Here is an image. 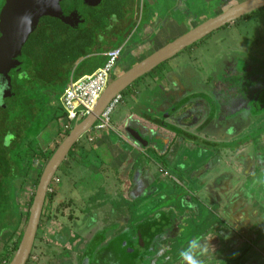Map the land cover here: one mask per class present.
<instances>
[{"label":"rangeland","instance_id":"374dc122","mask_svg":"<svg viewBox=\"0 0 264 264\" xmlns=\"http://www.w3.org/2000/svg\"><path fill=\"white\" fill-rule=\"evenodd\" d=\"M186 1L190 3L193 14L195 8L199 6L201 10L207 11V15L212 12L215 15L238 2L237 0H219L221 10L217 12L215 11L219 8L217 0H206V3L204 0ZM2 2L3 0H0V6ZM172 5V0H131L128 20H132V23H129L127 31L121 38L119 37L118 41V43L123 42V50H128L141 42L139 39L145 33L144 28L154 24L151 19L152 14L158 18H171L176 21L185 19L181 12L170 9ZM163 22V20L160 21L159 27L155 29L158 37L154 42L151 40L147 44L149 50H155L162 43L176 36L177 31L172 23L163 26ZM149 32L146 31V34L148 35ZM187 49L189 48L181 51L167 63H163L160 68L173 67L172 71L179 74L183 70L176 66L174 68V62L188 60L189 63L196 62L195 64L201 68L200 72H205L207 83L203 89L216 102L214 110L216 117L207 129L210 139L214 137L215 140L230 142L256 134L254 139L250 138L248 144L234 150H218L216 153L206 150L205 166L210 165V168L198 177H194L193 174L203 169L202 164L195 166L191 171L185 170L186 173H179L176 169L177 165L167 168L168 166L163 164L161 159L148 153L147 160L150 163L151 173L142 172L140 177L135 176L136 180H132V188L126 194L120 195L117 187L125 186L126 181L117 179L116 171L119 165L115 170L116 167L110 168L108 164L96 165L94 160H91V163L96 166L90 164L89 161L93 156L89 159L88 153L91 152L95 142L90 141L92 135H83L79 138L72 154L67 156L66 164L63 162L54 175L59 184L51 187L54 183L52 179L50 190L47 191L48 197L45 199L42 211L44 222L41 224L40 232L37 233L30 264H78L82 252L95 233L99 234L105 230L111 237L127 231L130 236L131 228H135L134 224L138 217H145L136 224L138 228L144 229L150 226V222L155 221L152 219L153 213L160 210L172 212L173 225L170 231L158 240V249L147 264H188L181 256V252L189 247L193 249L199 264H217L216 259L219 260L221 254L224 258L230 259L244 252L243 249L245 250L247 246L240 245L238 241L240 238L245 240L250 237V243L252 239L256 241L255 236L259 232L263 233L262 229L258 231L259 228L256 229V226L258 220L264 224V112L254 119L250 107L252 97H255V94L264 87V8L255 10L246 17L230 23L226 28L208 35L192 46L189 54ZM237 56L245 60L248 69L259 70V77L263 78L262 82L258 81L252 87L247 99H242L235 94V89L228 88L225 89L227 93L224 92V78L231 72L237 73V69L230 67V62ZM166 80L167 76L164 77L163 82ZM63 82L55 81L41 86L37 88L33 96L42 106L35 124L39 135L33 141L36 152L41 153V158L38 156L34 162L44 161L42 167L70 130H64L60 124L62 118L59 115H63V110L59 106L58 97ZM203 109L208 114V106L206 105ZM114 116L116 117V114L112 113L113 122L116 120ZM131 123L138 124L136 121ZM235 128L238 130L237 134L234 133ZM102 130H113L118 137L120 136L119 140L131 142L136 148L133 150L134 158L141 153L137 143L129 141L124 127L117 129L110 124L109 127L96 131ZM153 133L154 131H150L148 134L153 135ZM164 140L167 142L166 137ZM167 145L168 142L158 149L159 154L168 151ZM190 148L196 147L190 146ZM193 152L195 156H199L198 149H194ZM42 156L43 160H41ZM176 156L178 155H175V159ZM198 158L192 159L191 163L196 165ZM113 160L116 163L121 162L124 160V153L115 155ZM115 162L113 165L116 164ZM82 164L89 166L91 173L87 178L77 180V171ZM140 168H142L141 165L137 167L138 170ZM124 172L122 170V174ZM100 175L102 182L99 180ZM16 185L19 188L18 201L22 211L27 212L30 209V201L37 182L34 179H24L17 181ZM150 185L157 186L158 191L147 197ZM85 186L86 188H83ZM139 193L141 197L137 198ZM232 204L252 205L255 210H258L257 221L250 228V232L242 231L240 235L241 231L224 218L222 207L225 209ZM137 205L139 211H134ZM106 206L108 209H104ZM95 209L99 212L94 213ZM157 220L153 223L154 227L161 224V221ZM25 225L26 220H23L18 232L0 236V264L9 263ZM58 226H62L64 230L56 229ZM135 231L138 233V238L143 233L139 230ZM138 240L146 241L143 234L142 239ZM138 240L136 238L137 242ZM241 264H245L244 260Z\"/></svg>","mask_w":264,"mask_h":264},{"label":"crops","instance_id":"0c3cea01","mask_svg":"<svg viewBox=\"0 0 264 264\" xmlns=\"http://www.w3.org/2000/svg\"><path fill=\"white\" fill-rule=\"evenodd\" d=\"M151 19L152 22L154 21V24L147 25L144 28L143 32L145 31V33L142 34L141 38L139 39L141 40V42L140 43L138 42L139 44L132 46L128 50L125 51L122 50L121 55L114 68L115 75L113 77L111 76V80L118 77L120 74H122L131 66L136 64L138 61H140L141 59H143L144 57H146L147 55H149L150 53H152L153 51L157 50L159 47L163 46L164 44L170 41L169 40L162 43L160 46H158V48H156L155 50L153 49V51L149 50V46L147 44H149L151 40L152 42H154L155 38L158 37L157 31L155 30L158 27V24L153 19V14L151 16ZM129 21L130 20H128V24H126L123 31L117 29V31L114 32L115 34H118V40L111 48L123 45L122 41L121 43H118V41H119V37L121 38V36L127 31V28L129 27V23H132V20L130 22ZM167 23H171V21L170 22L166 21V24ZM146 31H150L148 35L146 34ZM181 34H178L175 37ZM145 52H148L149 54L147 53L144 55ZM91 53H94V51H91ZM106 59L107 57L105 53L102 55H93V56L91 55L90 58L80 57L74 64H72L71 68L68 70V75L66 77L67 84L70 78H79L80 76L91 74L94 70L103 66ZM174 63H175L174 68L176 66L178 67V69L183 70L179 74L178 73L175 74V72L172 71L173 67L170 68L169 66L166 68L165 67L160 68L159 70L156 71L152 70L153 72L150 71L149 73L140 77L134 82V85L131 84L132 85V86L130 85L131 87L129 86L124 91L119 93L122 95V100L114 108L112 113L116 114V117L114 116L116 120L113 122L110 117V122H111L110 124L117 129H122L124 127L125 132L127 133V136L129 138V141L132 140L136 142L139 148H141V153H139L136 158H134L133 156L134 155L133 150L136 149L134 148V145L131 142L119 140L120 136L118 137V135L113 130L96 131L94 130V125H93L86 133L83 134L87 136L92 135V140L90 141L95 142V145H93L91 152L88 153L89 159L91 158V156H93V158L90 159L89 161L90 164H93L91 163V160H94L96 162V165L108 164V167L110 168L116 167L114 168L115 170L118 169L117 165H119V169L116 171L117 179L126 181L125 186L117 187V192L120 195H122L123 193L126 194V192L132 188V180L134 181L136 180L135 176L140 177L142 175V172H146L147 174L151 173L150 163L147 160L148 153H150V155L155 156L157 159H161V162L168 166L167 168L174 167L175 165H177L178 167L176 169H178L179 173H186L185 170L191 171L195 168V166L202 164L203 169L198 170L193 174L194 177L195 176L198 177V176H202L210 168V165H208V167L205 166L207 163L204 157L206 150L214 151L216 153L218 150H234L242 145L248 144L247 141L244 144L234 149L232 148L230 149V148H215L211 146H206L204 143H202V142H209L210 144L231 143L235 140H239L244 137L235 139L230 142L215 140L214 137L213 139H210L211 137H209L207 129H208V125L214 120V117H216V114L214 113L216 102L203 89L204 85L207 83L205 72L204 71L200 72L201 68L199 67V65L195 64L196 62L194 61L189 63L188 60L187 61L182 60ZM246 70L249 72L259 71L253 69H246ZM202 72H204V74H202ZM259 73L256 76L258 79L256 80V84L258 83V81L262 82L263 79L259 77ZM169 75L172 76L168 77ZM165 76H167V80L166 82H163ZM263 89L264 87L261 88L260 90ZM63 91H61L60 94ZM263 97H264V92L260 94L259 98L263 99ZM206 105L209 108L208 114H206L205 110L203 109ZM253 112L255 111H252L251 114L255 119L256 117L261 115V113H263L264 110H262L257 115H255ZM63 115L61 116L62 120H63ZM135 121L138 124L131 123ZM73 123L74 121L71 123V128L73 126ZM217 124H219V122ZM126 128H130L137 131L142 139V142L145 143L142 144V142H137L131 136V134H129L126 131ZM174 130L178 132H182V134L178 135ZM150 131H154L153 135L148 134ZM234 133L235 134L238 133V130L236 128ZM83 135L81 137H83ZM250 136L252 135H249L248 138H250ZM164 137H166V140L168 142V145L166 147L168 148V151L163 154H159L158 149H160L161 146L167 143L165 142ZM77 142L73 145L67 156L69 154H72V152L74 151L77 145ZM190 146L196 148H190ZM194 149L199 150V152H197L199 156H195V152H193ZM123 153H124V160L116 163L113 160L114 156ZM94 155L97 156L98 158H96ZM175 155H178L176 156V159L174 158ZM67 156L65 158L66 160L63 161L65 164L67 162ZM195 158H198V161L196 162L197 163L196 165H193L191 163V160L192 159L194 160ZM114 162L116 164L113 165ZM140 165L142 166V168L138 170L137 167H139ZM127 166L129 167L125 169V167ZM122 170L125 171L124 174H122ZM77 173H78L77 180H81L82 178H87V176L90 175L91 172H89V166H85L82 164L80 168H78ZM99 180L101 182L103 181L101 175L99 176ZM166 183L167 186L170 185L167 179H166ZM83 188H86V186ZM149 189L150 190L146 194L147 197L152 196L158 191L157 186H151V188ZM140 197H141V193L137 195V198ZM104 209H108L107 206ZM138 209L139 206L137 205L133 210L139 211ZM93 211L94 213L99 212L98 209H95ZM162 212H169V211L167 210L156 211L153 213L152 219L155 221L157 219L159 220V218L162 215ZM157 214L158 217H155V215ZM222 214L224 218L229 220V223L232 224V226H234L237 230L241 231L240 232L241 235L243 233L242 231L250 232V228L257 221L258 210H255L252 205L232 204L225 209H223L222 207ZM144 218L138 217L136 219V223L134 224L135 226L134 230L142 231L144 238H146L145 228L147 227L141 229L137 227L138 225L136 226V224L140 220H143ZM146 220H148V218H146ZM171 222L173 223L172 217H171ZM263 226L264 224H261L260 221L258 220L256 229L259 228L258 231H261L262 229L263 233L259 232V234L255 236L256 241L252 239L251 242L249 243V240L251 239L250 237L248 239L245 238V240H243L242 238L238 240L240 241L241 246L244 245L247 246L246 251L243 249L244 252L242 251L243 253L241 255L234 258L231 257L230 259L224 258L221 254V256H219V260L216 259V261H218L217 264H241L243 260L245 264H264V230H263L264 227ZM63 230L64 229L60 228V231ZM125 232L128 233L127 231ZM101 234L102 236L105 235L104 232H101ZM132 234L133 235H131V238H134V240L135 237L137 239L139 238L142 239V234L138 238L137 231L133 233L132 230ZM122 235L127 236L126 234H122ZM97 236L95 238H97ZM140 242L141 241L138 240V242L136 241V244ZM235 251H238V249H235Z\"/></svg>","mask_w":264,"mask_h":264},{"label":"water","instance_id":"95a60500","mask_svg":"<svg viewBox=\"0 0 264 264\" xmlns=\"http://www.w3.org/2000/svg\"><path fill=\"white\" fill-rule=\"evenodd\" d=\"M63 1L3 0L0 6V105L5 106L10 98H14L10 75L25 71L31 64L29 57L22 52V47L29 35L35 31L39 20L42 17H52L75 28L78 24L83 25L87 21L84 8L96 6L101 2V0H70V4L64 7L61 4ZM263 7L264 0H242L237 2L170 40L108 83L93 111L84 118H78L74 121L71 130L42 167L25 228L8 264L27 263L35 242L46 194L55 173L73 145L94 125L109 101L137 79L162 63L171 60L184 49ZM262 92H264V89L260 90L253 98V108H257L256 105L259 103V96ZM126 131L137 142H142L137 131L130 128H126ZM144 143L142 142V144ZM155 217H158V214ZM109 248H112L111 252H114V254H121L124 251L122 258L125 264H132L129 256L133 253L134 248L130 245L127 236L121 235L111 241ZM84 259H87V257Z\"/></svg>","mask_w":264,"mask_h":264},{"label":"trees","instance_id":"16d2710c","mask_svg":"<svg viewBox=\"0 0 264 264\" xmlns=\"http://www.w3.org/2000/svg\"><path fill=\"white\" fill-rule=\"evenodd\" d=\"M59 29H62L63 34L59 32ZM72 32L71 29L64 27L57 19L46 17L41 20L38 28L29 35L22 49L23 53L28 55L27 57L31 61L30 66L26 69L28 74L16 78L15 89H13L14 98H10L7 105H0V236L18 232L22 221H27L29 211H22L18 201L19 188L16 182L24 179H34L35 182H38L42 163L44 162H34L38 156L41 158V153L39 151L36 152L35 142L33 143L34 139L39 135V130L36 129L35 124L42 110L40 101L33 96L37 88L48 85L51 80L49 70L44 69L41 59L44 56L47 60L46 64L51 67H57L62 66L66 61L74 64L87 53L84 50V43L80 41L72 42L74 37ZM162 66L163 64L159 65L153 71L159 70ZM240 69H242L241 72H238ZM34 73H39L43 78L37 79ZM258 73L259 71L249 72L245 68L237 69V74L231 78L232 83L237 82L238 87L243 88L239 89V92L237 91V95L246 96V94H243L246 93L245 88L247 86H255ZM48 79L49 81L46 82ZM66 79L62 80L64 84L60 89L61 91L65 89ZM262 104L263 108L264 97ZM261 111L259 108L258 111L253 113L257 115ZM61 116L59 115V117ZM174 131L178 135L182 134V132ZM9 134H11L12 139L9 141L8 146L5 147L4 139ZM255 135L253 134L250 138L254 139ZM250 138L244 137L231 143H202L215 148L234 149L247 142ZM41 160H43V156ZM57 184L59 183H53L51 187H56ZM43 214L42 212L40 221L44 218ZM171 217V211L162 212L159 218L161 221L160 226L154 227L153 223L155 221H153L152 223L150 222L149 227L145 228V242L136 244V242L132 243L130 241V245L134 248L133 253L129 256L132 264H147L152 259L158 249V240L164 233L170 231L173 225ZM131 230L135 233L133 227ZM125 234L129 237L128 233Z\"/></svg>","mask_w":264,"mask_h":264},{"label":"flooded vegetation","instance_id":"af4514ba","mask_svg":"<svg viewBox=\"0 0 264 264\" xmlns=\"http://www.w3.org/2000/svg\"><path fill=\"white\" fill-rule=\"evenodd\" d=\"M217 1L219 3V8H217L215 11L218 12L221 10V2L219 0H217ZM237 1L240 2L242 0H237ZM204 2L206 3V0H204ZM172 3H173V5L171 6L170 9H173L176 12H181L183 14V16L185 17V19L176 21V20L171 19V18H158L155 14H153V19L158 24V27H159V22L162 20L164 21L163 25L166 24V21H169V22L171 21L173 27L177 31L176 35L186 32L187 30L190 29V27L197 25L198 23L205 20L207 17L213 15V13H214V12H212V13H209L207 15V11L201 10V7L198 6L197 8H195V11L193 14L190 10V3H188L186 0H172ZM205 3H203L204 6H205ZM61 4L64 7H66L70 4V0H64ZM130 5H131V0H101V2L99 4H97L96 6H87L84 8V12L87 15V21L83 25L78 24L77 27H75V28H72V27L64 24L63 22H61L58 19L57 20L64 27L71 29L73 31L72 33H73L74 37H73L72 42L80 41V42L84 43V45H85L84 50L87 51V53L84 54L82 57L90 58L91 55L93 56V55H102L104 53L106 54L110 50V48L117 42L118 34H115L114 32H116L117 29H119L120 31H123L126 24H128V15H129V10H130ZM113 15L116 18L115 21H113V19H112ZM184 17H182V18H184ZM244 17H242V18H244ZM44 18H46V17H42L39 20V23H38L36 28H38L39 24L41 23V20ZM47 18H52V17H47ZM54 19H56V18H54ZM160 28H162V27H160ZM65 30L67 31V29H65ZM59 32L61 34H63L62 29H59ZM25 44H26V42H25ZM24 45H23V47H24ZM193 46H195V45H193ZM23 47H22V49H23ZM191 48H192V46L189 47V49H187L188 54H189V52H190L189 50ZM91 51H94V53H91ZM26 56H28V55H26ZM233 60H235V61H233ZM41 61L43 63L44 69L49 70V75L51 77L50 78L51 80L50 81H49V79L46 80V82L49 81L48 82L49 84H51L55 81L61 82L62 80H64L67 77L68 70L72 66V63H70V61H66L65 64H63L62 66L51 67L49 64H46L47 60L44 56L42 57ZM230 67H232L234 69H239V68L248 69V65L245 62V60L242 57H238V56L234 57L232 59V61L230 62ZM26 74H28L27 70L10 75L12 78V80H11L12 89H15L16 78H19L21 76H26ZM236 74L237 73H235V72H231L230 75H228L224 78V80H223L224 92L227 93L226 90L229 88L231 90L235 89L234 92H235V94H237V91L239 92V89H243L241 87L240 88L238 87L237 82L232 83L231 78H233ZM34 75L37 79L43 78L42 75H40L39 73H34ZM114 75H115V71L113 70L111 76L113 77ZM228 77H230V78L228 79ZM250 79H252V78H250ZM256 80H258L257 77H256ZM251 89H252L251 86H247V88H245L246 93H243V94H246V96L239 95V97L242 99H247L248 94H249ZM253 97H252V101H253ZM262 101H263V99L259 98V103H258V105H256L257 108H253V106L250 107L251 112L252 111L256 112L259 110V108L261 110H264V107L262 108V106H263ZM58 183H59V181H58ZM43 222H44L43 220L39 222V227H38L37 233L40 232V227H41V224ZM59 228L63 229L62 226L56 227V229H59ZM102 232L105 233L104 236H102L101 233L100 234L95 233L93 235V237L89 241L87 247L82 252V254L79 258L80 260H79L78 264H125V261L122 258V253L124 251L121 254H119V253L114 254V252H111L112 248H109V246H110L111 241H113V239L115 240L117 237H120L122 234H125L126 232L123 231V232L117 233L111 237H109L107 235L105 230ZM55 233H57V231ZM131 235H133V234L131 233L130 236L128 234V236H129L128 241L135 243L136 237L134 240V238H131ZM96 236H97V238H95ZM36 237H37V234H36ZM35 240H36V238H35ZM34 249L35 248L33 245L32 251L30 253L29 259H28L26 264H30L32 262L31 256H32ZM85 255H86L87 259H84V258H86ZM87 260H89V261H87Z\"/></svg>","mask_w":264,"mask_h":264},{"label":"built area","instance_id":"2783aa9c","mask_svg":"<svg viewBox=\"0 0 264 264\" xmlns=\"http://www.w3.org/2000/svg\"><path fill=\"white\" fill-rule=\"evenodd\" d=\"M122 46L111 48L106 53V61L103 66L94 70L91 74L70 78L66 88L59 96L60 106L63 110V120L60 123L64 130L71 129V123L78 118L90 114L96 103L111 81V74L121 55ZM122 95H115L106 105L94 124V129L99 130L110 125V117L114 108L121 102ZM54 183L57 179L53 178ZM50 190V188H49Z\"/></svg>","mask_w":264,"mask_h":264},{"label":"clouds","instance_id":"9594fccd","mask_svg":"<svg viewBox=\"0 0 264 264\" xmlns=\"http://www.w3.org/2000/svg\"><path fill=\"white\" fill-rule=\"evenodd\" d=\"M113 21H115V16L112 17ZM12 139L11 134L5 137L4 139V146L7 147L9 144V141ZM181 256L185 261L188 262V264H199L198 260L195 258V255L193 253V249L189 247L185 251L181 252Z\"/></svg>","mask_w":264,"mask_h":264}]
</instances>
